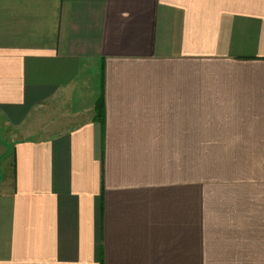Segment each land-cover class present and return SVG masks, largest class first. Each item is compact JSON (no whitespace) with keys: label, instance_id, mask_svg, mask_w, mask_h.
<instances>
[{"label":"crops","instance_id":"1","mask_svg":"<svg viewBox=\"0 0 264 264\" xmlns=\"http://www.w3.org/2000/svg\"><path fill=\"white\" fill-rule=\"evenodd\" d=\"M0 264H264V0H0Z\"/></svg>","mask_w":264,"mask_h":264},{"label":"trees","instance_id":"2","mask_svg":"<svg viewBox=\"0 0 264 264\" xmlns=\"http://www.w3.org/2000/svg\"><path fill=\"white\" fill-rule=\"evenodd\" d=\"M95 111H96V120L102 121L103 120V102L102 99L98 100V102L95 105Z\"/></svg>","mask_w":264,"mask_h":264},{"label":"rangeland","instance_id":"3","mask_svg":"<svg viewBox=\"0 0 264 264\" xmlns=\"http://www.w3.org/2000/svg\"><path fill=\"white\" fill-rule=\"evenodd\" d=\"M57 109L58 108H55L54 110H53V112H52V115H51V118H52V121H55V119H57V117H58V112H57ZM62 113V112H61ZM63 124V126L60 128V129H65L69 124L68 123H62ZM59 129V130H60ZM58 130V129H57ZM54 131H56V130H54Z\"/></svg>","mask_w":264,"mask_h":264}]
</instances>
